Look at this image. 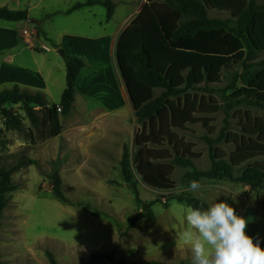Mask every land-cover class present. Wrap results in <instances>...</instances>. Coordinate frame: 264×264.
Wrapping results in <instances>:
<instances>
[{"label":"trees","instance_id":"1","mask_svg":"<svg viewBox=\"0 0 264 264\" xmlns=\"http://www.w3.org/2000/svg\"><path fill=\"white\" fill-rule=\"evenodd\" d=\"M95 5L105 7L107 19H112L116 8L112 0H87L49 16L69 15ZM212 13L218 17H211ZM225 15L227 17L223 18ZM0 19L23 22L29 20V16L27 11L0 8ZM37 33L40 34L38 29ZM54 47L59 49L56 44ZM62 53L66 88L60 103L50 105L43 93H31L17 85L5 89L0 92V113L5 120V130L22 131L23 118L8 108L20 105L31 124V132L42 125L44 141L62 134V117L72 112L77 79L87 67L83 58ZM263 53L264 0H148L141 14L121 36L117 49L119 69L134 116L142 125L135 141L136 153L131 154L125 145L121 160L123 180L136 193L140 209L130 220V228L140 220L155 222L152 208L158 203L167 206L176 200L192 208L208 207V202L190 192L175 193L177 185L173 175L176 167L190 170L183 177L187 186L192 180H228L249 187L252 192L264 191V116L252 118L246 114L244 118L240 117L239 132L223 133L217 142L209 141L212 165L207 171L195 168L194 162L200 155L192 143L180 138L190 126L201 123L208 128L211 117L222 111L213 96L206 98L194 92L203 84H219L223 71L237 64H241L244 71L230 87L232 93L225 97L226 101L231 106L249 103L264 109V61L260 69L252 70V61ZM222 140L232 144L234 151L229 153L216 147ZM26 164L22 161L8 170L0 168V232L4 210L18 189L12 175ZM137 175L159 193L155 201L147 204L139 198ZM51 182L57 201L93 211L89 204L73 203L64 195L63 180L57 173L52 175ZM261 206L264 213V197ZM47 257L50 264H59L51 252H47ZM104 263L136 264L125 258L117 259L113 251L93 253L86 264ZM0 264H7L1 254ZM179 264H191V261Z\"/></svg>","mask_w":264,"mask_h":264},{"label":"rangeland","instance_id":"2","mask_svg":"<svg viewBox=\"0 0 264 264\" xmlns=\"http://www.w3.org/2000/svg\"><path fill=\"white\" fill-rule=\"evenodd\" d=\"M46 2L56 4L57 0ZM59 2L65 5L63 0ZM131 2L132 9L137 5V1ZM124 11L126 9L123 6L118 7L113 22L109 24V30L117 25ZM34 14L32 20L41 22L40 34L44 37L43 41L53 48V40L59 38L61 30H84L86 21L94 20V14L97 15L96 18L102 17V20H105L107 9L100 5L94 9L86 7L74 12L70 18L64 14L54 16V19L46 18L42 12ZM211 17H218V14L212 13ZM225 17L227 16L223 18ZM0 22L7 23L1 19ZM27 25L30 31L36 27L33 23ZM263 61L264 53L252 61V70L260 69ZM243 71V66L237 64L230 70L223 71L219 84H203L199 87L200 90L194 92L206 98L213 96L222 106V111L211 117L212 123L208 128L199 123L180 134V138L192 143L195 152L200 155V159L194 162L196 169L207 171L211 168L209 141L217 142L223 133L239 132L240 117L244 118L246 114L252 118L264 116V109L249 103H235L231 106L225 99L231 95L232 91L229 89ZM55 72L58 80L61 78L62 89L57 88V84L54 85L52 97L46 98L50 105L60 103L66 88V71L62 69ZM12 87L0 89V92ZM157 94H160V91ZM8 108L23 118L24 127L22 131L5 130V120L0 113L3 137V143L0 144V168L8 170L22 161L27 164L13 175L12 180L18 189L4 210L0 232V254L4 262L9 259L10 264H50L47 252H51L59 264H86L96 251L111 252V249L116 251L117 257L131 258L140 264L152 261L161 264L192 261L190 250L180 239V234L186 228L185 215L189 208L187 204L176 200L167 206L158 203L152 208L156 216L155 222L140 220L130 228V220L140 209L137 207L136 193L123 180L120 162L112 171L93 170L89 168L91 162L84 161L73 151L67 152L66 148L60 145L62 142L51 145V142L44 141L42 125L31 132V124L25 118L20 105ZM80 108V105L74 108L70 118L62 117L65 127L79 118L76 112ZM125 126L130 133L125 135V145L131 154H135V141L142 125L136 122L134 110L125 120ZM9 135L24 142L23 146L16 147L14 155L6 153ZM217 146L229 153L235 149L232 144H226L225 140L216 144ZM188 171L190 170L176 167L173 175L177 185L175 193L189 192L188 186L183 182V177ZM55 173L63 180L64 195L73 203L89 204L93 211L79 206L70 207L57 201L51 182ZM139 181V198L147 204L155 201L159 193L146 187L140 179ZM199 183L201 188L195 193H190L201 200H207L209 204L221 201L228 203L236 210L237 215L248 220L247 234L254 240L264 242V213L261 206L264 191L252 192L250 188L228 180H202ZM234 193H239L235 199L232 196ZM94 211L101 214L95 215ZM109 225L117 231L116 238L109 231Z\"/></svg>","mask_w":264,"mask_h":264},{"label":"crops","instance_id":"3","mask_svg":"<svg viewBox=\"0 0 264 264\" xmlns=\"http://www.w3.org/2000/svg\"><path fill=\"white\" fill-rule=\"evenodd\" d=\"M46 1L0 0V8L27 11L29 19H32L34 13L38 12L44 13V16L49 18V15L65 12L75 4L87 0H63L65 5L62 2L58 3L59 0L56 4H49ZM112 1L116 5L115 11L122 6L126 9L113 29L109 30V24L113 22L115 13L110 20L106 17L105 20H102V17L98 19L94 14V20L86 21L84 30L71 28L61 30L59 38L53 40L59 49L46 44V41L44 42L42 39L44 38L42 34H34L37 29L42 31L40 20L33 23L36 27L32 31L27 27V24L30 23L28 20L0 22V89L17 85L28 92H41L46 98L52 97L54 85L57 84V88L62 87L61 78L58 80L55 71L60 72L62 69L66 71L62 51L68 56L83 58L87 63V67L80 72L77 79L74 108L81 106L76 112L79 118L75 123L69 122L66 127L62 122V134L48 142H51V145L62 142L60 145L64 146L67 152L73 151L84 161L91 162L89 168L91 167L93 170L112 171L119 162L121 164L125 135L130 134L125 126V120L132 114L134 108L121 76L117 61V49L123 33L137 19L148 3V0H135L137 5L131 9V1L134 0ZM98 6L87 8L94 9ZM73 14L74 12L67 15L68 18ZM62 15L59 14L57 17ZM25 31L31 34L30 38L24 34ZM71 114L72 112L66 118H70ZM7 142L6 153L9 155L15 154L17 146L24 145L22 140L16 137L11 138L10 135ZM112 227V225L108 226L109 231L116 238L117 231ZM104 228L107 229V227ZM258 242L264 248V242ZM112 251L115 257L120 259L116 256V251L111 249ZM96 252L108 253L110 251L99 250ZM127 260L136 263L131 258ZM5 261L10 264L9 259ZM157 263L161 264V262Z\"/></svg>","mask_w":264,"mask_h":264},{"label":"clouds","instance_id":"4","mask_svg":"<svg viewBox=\"0 0 264 264\" xmlns=\"http://www.w3.org/2000/svg\"><path fill=\"white\" fill-rule=\"evenodd\" d=\"M200 188L199 181L192 180L187 190L195 193ZM238 194H232L233 199ZM185 221L180 239L191 252V264H264V248L246 232L248 220L228 203L189 207Z\"/></svg>","mask_w":264,"mask_h":264},{"label":"water","instance_id":"5","mask_svg":"<svg viewBox=\"0 0 264 264\" xmlns=\"http://www.w3.org/2000/svg\"><path fill=\"white\" fill-rule=\"evenodd\" d=\"M28 21H29L30 23H36V22H37V21H33L32 19H29ZM60 54L62 55L61 52H60ZM145 186L148 187L149 189L154 190L153 188H151L150 186H148V185H146V184H145Z\"/></svg>","mask_w":264,"mask_h":264},{"label":"built area","instance_id":"6","mask_svg":"<svg viewBox=\"0 0 264 264\" xmlns=\"http://www.w3.org/2000/svg\"><path fill=\"white\" fill-rule=\"evenodd\" d=\"M24 34L27 36V38L31 37V34L28 31H25ZM58 111L61 112V109L59 108Z\"/></svg>","mask_w":264,"mask_h":264}]
</instances>
